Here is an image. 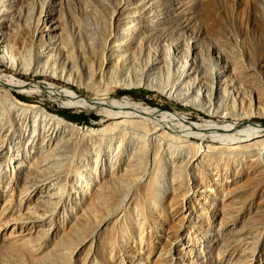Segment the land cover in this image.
<instances>
[{"label":"bare ground","instance_id":"1","mask_svg":"<svg viewBox=\"0 0 264 264\" xmlns=\"http://www.w3.org/2000/svg\"><path fill=\"white\" fill-rule=\"evenodd\" d=\"M30 11L27 9L26 15ZM113 21L112 24L110 21L105 37L95 42L88 40L87 57L72 50L59 51L58 57L54 58L50 53L52 47L44 46L56 31L52 22L45 34L35 36L16 35L7 23L0 29V65L14 74L58 77L71 86H86L99 95L83 99L67 87L58 88L40 81L28 83L0 75V157L4 158L0 163V177L11 171L17 181L30 190L29 196L34 198L35 204L27 213L26 222H7L1 232L15 234L46 223L49 215L59 210L61 188L68 181L72 196L67 206L74 210L68 237L77 243L63 253V264H74L86 234L91 233L93 237L102 225L107 227L103 241L108 251L99 260L94 250L93 259L97 264L118 260L115 247L129 241L136 244V248L145 250L146 259L153 257L157 246L146 244L145 238L147 234L150 238L149 233H159L157 229L163 230L169 224V232L164 238L169 243L170 257L171 245H181L183 236L188 235L189 239L193 235L199 247L208 234L196 236L194 223L208 198H231L237 192L233 190L237 178L260 169L264 171V123L253 126L249 117L252 114L264 116V87L261 89V86L246 81L249 90L245 92L250 95L256 91L258 104L256 107L255 103L252 105L246 100L249 113L253 108L255 110L249 114L243 110L245 104L241 93L219 87L220 72L208 76V82L196 80L197 93H193L191 85L195 78L191 81L189 61L176 65L173 77L168 75L166 62L151 63L150 67L145 61L138 62L139 77L132 75L133 71L125 72L117 62L126 61L125 53L120 49L125 45L123 49L129 50L130 35L118 33ZM235 54L233 50L224 52L223 63L237 72L239 65ZM127 58L136 66L138 59L133 52H129ZM114 70L125 73L116 75V71L114 75ZM159 74L166 75V80H157ZM178 80L183 81L182 87ZM131 87L155 88L167 98L185 104L189 102L211 116L233 113L236 122H190L175 113L116 99L107 101L110 89ZM41 92L58 106L96 111L117 122L112 131L105 128L100 129L102 132L94 131L49 112L38 101L24 102L17 97V94L33 96ZM235 94L240 108L233 112L235 108L225 104L226 98ZM74 134H80L82 139L79 141L82 142L77 141L79 137L76 139ZM207 137L217 140L220 145L203 144ZM190 138H198L199 142ZM261 202L264 205V195ZM223 216L216 230L230 232L225 237L227 249L234 238L238 215ZM262 233L256 241L250 239L252 251L261 241ZM229 252L228 249L226 255L230 257ZM120 258L119 261L125 259Z\"/></svg>","mask_w":264,"mask_h":264},{"label":"rangeland","instance_id":"2","mask_svg":"<svg viewBox=\"0 0 264 264\" xmlns=\"http://www.w3.org/2000/svg\"><path fill=\"white\" fill-rule=\"evenodd\" d=\"M27 9H31L28 15H26ZM110 21L111 24L113 21L114 26L117 27L118 33L122 31L130 35L129 50L123 49L125 45L120 49L125 53L126 61L117 62L125 72L133 71L135 73L132 75L139 77L138 62L145 61L148 67L151 63L157 65L166 62L168 75L173 77L174 67L189 61L191 81L195 78V82L191 85L193 93H197L196 80L208 82V76L220 72L219 87L225 90L229 87L235 93H241L242 102L245 104L244 111L250 112L247 109L249 103L258 106L256 91L253 90V94L249 95L245 90H249L246 87L247 80L249 83L261 86V89L264 87V0H0V29L4 23H7L16 35L35 36L45 34L52 23L56 26L52 39L44 43V46L49 44L52 47L50 53L54 58L58 57L59 51L72 50L87 57L88 40L95 42L105 37ZM230 50L237 54L235 57L240 68L236 70L237 72L226 68L223 63V53ZM129 52H133L137 57V67L131 64L134 61L128 60ZM248 52H252V55H248ZM161 67L164 70L163 65ZM185 69L187 68H184L186 72ZM117 70H114L113 74ZM122 72L117 71L115 74L125 73ZM16 74L0 65V75L3 78L12 77L28 83L40 81L58 88L67 87L83 99L99 97L86 86H71L58 77L30 73ZM164 74H159L156 79L166 80L167 76ZM180 81L178 80L177 83L179 84ZM180 84L179 87H182L183 81ZM154 89L112 88L107 94V101L116 99L175 113L184 116L190 122H203V120L218 124L236 122L230 109L227 111L231 112V115L229 113L226 116L219 114L211 116L189 102L185 104L175 101ZM17 97L24 102L38 101L51 113L59 110L70 115L95 117L89 119L88 124L68 121L78 127H87L94 131L105 128L112 131V127L117 122L116 119L96 111L58 106L44 92L33 96L17 94ZM239 105L236 94L234 97L231 95L226 98L225 106L235 108L233 112L239 110ZM254 111L253 108L251 113ZM249 117L253 126L264 123V116L252 114ZM80 136L74 134L76 139L79 137L77 141L82 139ZM190 140L199 142L198 138H190ZM203 144L212 147L220 145L217 140L208 137L203 139ZM3 160L4 158L0 157V163ZM233 190L237 192L231 198L222 199L218 196L208 198L207 204L203 205L202 211H199L193 233L196 236L200 233L208 234L207 240L201 246L196 245L193 235L189 236V239L188 235L183 236L181 245H171L170 257L169 243L164 238L169 232V224L163 230L157 229L159 233L154 235L149 233L153 237L149 238L147 234L145 238L146 244L154 243L157 246L153 257L148 256L146 259L145 250L136 248V244L129 241L115 247L118 260L108 264H150V262L151 264H264V205L261 202L264 195V171L260 169L237 178ZM29 192L30 190L25 189L11 171H7V176L0 177V264H63L65 262L63 253L68 252L77 243L76 240L68 237L70 221L74 214L73 208L69 210L67 206L72 196L68 181H65L61 188L59 210L49 215L46 223L15 234L1 232V228L7 222L27 221V213L35 206L34 198L29 196ZM75 208L77 207L74 206ZM226 214L238 215L234 238L227 249L225 237L229 236L230 232L225 230L220 233L216 230L220 218ZM106 229L107 227L102 225L93 237L91 233L86 234L85 243L79 250L74 264H97V260L93 259L94 250L99 260L108 251L103 241ZM260 232H263L261 241L252 251L249 245L250 239L256 241ZM189 247L191 250H188ZM228 249L230 257L226 255ZM120 256L125 258V261H119Z\"/></svg>","mask_w":264,"mask_h":264},{"label":"trees","instance_id":"3","mask_svg":"<svg viewBox=\"0 0 264 264\" xmlns=\"http://www.w3.org/2000/svg\"><path fill=\"white\" fill-rule=\"evenodd\" d=\"M54 113L64 118L65 120L71 121V122H83V123L88 124L89 119H95L94 116L87 117L84 115H70L65 111H59V110L55 111Z\"/></svg>","mask_w":264,"mask_h":264}]
</instances>
